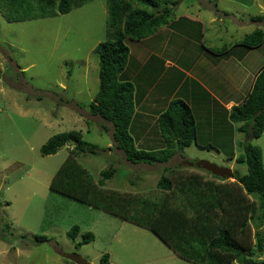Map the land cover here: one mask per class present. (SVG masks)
<instances>
[{
    "label": "rangeland",
    "instance_id": "374dc122",
    "mask_svg": "<svg viewBox=\"0 0 264 264\" xmlns=\"http://www.w3.org/2000/svg\"><path fill=\"white\" fill-rule=\"evenodd\" d=\"M176 2L172 17L198 18L196 20L202 22L207 30L211 47L219 48L224 44L231 47L256 29L264 33V23L259 28L251 23L240 26L230 17H221V21L210 24V19L217 17L211 14V7L206 9V2H211L218 10L227 11L237 18L241 14L257 16L263 13V0H254L250 6L239 5L233 0ZM106 3L105 0H89L65 15L46 14L40 10L44 14L37 18L26 17L35 13L23 6L16 8V12L10 11L7 16L18 13L21 18L29 20L13 23L7 22L0 14V264H74L64 257L71 253L78 254L88 264H98L100 256L105 253L110 256L112 264H190L151 231L66 196L51 193L50 181L73 148L66 145L54 155L41 156V147L56 134L80 132L82 140L92 146L94 152L79 155L76 158L78 163L95 182L101 178V171L114 169L115 173L103 188L122 193H150L162 175L170 176V172L177 168L185 173L199 174L216 184L232 183L235 181L233 177L219 181L207 175L209 172L204 169L197 168L195 163L207 161L220 168L231 169L234 176L243 175L246 167L236 162L230 164L232 160L228 158L232 155L230 152L235 157L242 154L240 141H249L261 149L264 166V131L257 140L245 137L234 128L239 124L231 123L223 106H218L212 97L207 98L205 109V114L211 118L216 116L214 135L210 138L214 143L212 148L204 149L202 143L208 138L204 137L180 151L166 165H132L125 160L123 152L114 147L111 124L91 115L88 107L98 91L99 57L95 47L107 39ZM50 8L54 12V6ZM261 17L264 22V16ZM180 33L179 29L173 32L166 28L144 42L126 41L131 58L137 63L136 69L140 65V71L149 72L151 77L160 75L164 58L174 57L168 51L161 52L166 38L170 34L168 49L170 45L178 47L187 40ZM189 38L188 35L186 49H193L194 54L197 48L192 41L196 40ZM202 46L207 48V43ZM258 49L264 56V43ZM150 51L154 54L153 64L150 70L147 67L142 69L141 58L144 59ZM235 72L228 76L237 82ZM166 79L167 75H164V81L160 83L164 84ZM144 87L143 84L138 87L136 102ZM194 113L197 114L196 109ZM199 122L201 127L202 121ZM137 125L138 122L133 121L129 130L136 147L155 150L164 147L154 121L149 132L156 135L157 141L149 146H139ZM251 198L255 204L250 219L252 241H256L254 232L257 231L263 241V250L246 260L259 264L264 261V226L255 230L257 200ZM73 226H78L80 231L71 241L67 232ZM87 232L93 235V239L78 247ZM36 236L48 240L36 242Z\"/></svg>",
    "mask_w": 264,
    "mask_h": 264
},
{
    "label": "trees",
    "instance_id": "16d2710c",
    "mask_svg": "<svg viewBox=\"0 0 264 264\" xmlns=\"http://www.w3.org/2000/svg\"><path fill=\"white\" fill-rule=\"evenodd\" d=\"M86 1L89 0H0V14L7 22L13 23L29 20L26 17L37 18L44 13L65 15ZM105 1L107 39L95 47L99 57L98 91L88 105L90 114L111 124L114 147L123 152L128 163L166 165L180 151L196 144L198 129L195 118L190 107L175 98L168 102L156 120L164 147L159 150L136 147L129 133L136 114V93L134 85L123 78L131 58L126 41L144 42L169 28L179 29L187 39L189 35V40L195 39L202 45L203 23L185 15L172 17L176 0ZM23 6L35 14L23 18L18 13L7 16L10 11L16 12V8ZM261 19V16L253 18L255 21ZM263 43L264 33L256 29L238 44L212 48L209 53L219 58H230L235 56L233 50L242 48L244 53L259 48ZM228 119L231 123L241 124L238 130L245 137L260 138L264 131V65L244 100L228 111ZM66 145L73 148L50 181L51 193L66 196L151 231L190 264H244L247 258L262 252L263 241L257 231L254 232L256 241H252L250 219L255 208L253 197L257 200L258 209L255 230L264 226V166L261 149L249 141L240 143L243 151L235 159L236 163L246 167V172L233 175L234 182L216 184L199 174L185 173L177 168L170 172V176L162 175L155 190L145 195L103 188L115 173L112 168L101 171V178L95 182L76 159L81 154L94 152L92 146L82 140L80 132L52 136L41 147L40 155H54ZM210 148V144L204 146L206 150ZM230 154L228 158L232 160L234 155ZM207 175L223 181L210 173ZM79 231L78 226L71 227L67 232L68 239L74 241ZM92 239L93 235L87 232L77 246ZM46 240V237H35L36 242ZM98 264H112L110 256L103 254ZM259 264H264V261Z\"/></svg>",
    "mask_w": 264,
    "mask_h": 264
},
{
    "label": "crops",
    "instance_id": "0c3cea01",
    "mask_svg": "<svg viewBox=\"0 0 264 264\" xmlns=\"http://www.w3.org/2000/svg\"><path fill=\"white\" fill-rule=\"evenodd\" d=\"M233 1L242 6H250L254 2V0ZM206 5L208 6L206 9L211 7L213 9L211 14L217 17L211 18L210 24L221 21V17H230L236 25L238 24L240 26L251 23L258 27L260 24L264 23L262 21L253 20V18L257 16H264V8L262 10L263 13L260 15L251 16L249 14H241L242 16L237 18L227 11L218 10L216 4L214 5L211 2H206ZM196 19L193 20L198 21ZM205 31L207 32L204 27L202 43H207V48L203 49L201 43L192 41V44L197 48V52L194 53L195 55L193 54V49H186L188 42L187 38L182 45L178 47L170 45L168 49L167 42L168 38L170 39L169 34L162 49L159 46L158 48L161 49V52L162 50L165 52L168 51V54L174 55V57L171 59L168 57L164 58L162 71L158 76L151 77L149 72L144 73L140 71V65L136 69L137 63L134 58H131L126 66L123 72V78L134 85L135 93L138 91V87L141 84L145 86L144 89L141 90L140 98L137 101L135 120H133L138 122L137 127L140 135V140L138 142L140 146H149L154 140L157 141L156 135L150 134L149 127L153 121L156 122L158 115L166 109L168 102L175 98L184 101L190 107L194 115L198 129L196 143H198L200 138L208 137L206 141H203V146L206 144H214L211 142L210 138L214 135L215 126H213V121L216 116L211 118L208 113L205 114V109L208 106V103H206L207 98L212 97V100H214L218 106L222 105L225 113L228 114L231 107L240 104L251 89L252 82L264 65V56L259 53L262 50L253 48L243 53V49L238 48L237 50H233L235 51V56L230 58H219L215 55L212 57L209 50L215 47H211ZM168 32L170 33V31ZM173 32H176V30H173ZM180 34L184 35L182 33ZM238 43L239 42H237V44ZM252 55H254V57H251ZM258 55H260L259 58H257ZM145 56L144 59L141 58L143 62L141 67L142 69L147 67V69L150 70L153 64L151 59L154 57V54L150 51L148 54L146 53ZM130 57H132L131 54ZM131 65L133 66V70L130 72ZM228 68L230 69L228 70ZM232 72H235L234 75L236 76L237 82H234V79L228 76V74ZM141 73L145 75H141ZM164 75H167V79L163 84L160 82L164 81ZM195 109L197 110V114L194 113ZM200 120L202 121L201 127ZM234 128H237L239 132L238 129L240 126H235ZM241 142L242 141L239 143ZM232 144L230 146H232ZM145 149H148V147H145ZM235 159L236 157L234 156L230 164L235 162Z\"/></svg>",
    "mask_w": 264,
    "mask_h": 264
},
{
    "label": "water",
    "instance_id": "95a60500",
    "mask_svg": "<svg viewBox=\"0 0 264 264\" xmlns=\"http://www.w3.org/2000/svg\"><path fill=\"white\" fill-rule=\"evenodd\" d=\"M188 165L193 166L194 163L187 162ZM197 168L204 169L205 171L211 173L212 175L220 179H230L233 177V172L229 168H220L207 161H198L195 163ZM67 260L73 262L74 264H88V262L76 253L67 254L64 256ZM244 264H256L251 259L245 260Z\"/></svg>",
    "mask_w": 264,
    "mask_h": 264
}]
</instances>
